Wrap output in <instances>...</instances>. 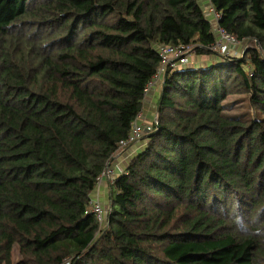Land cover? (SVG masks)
Instances as JSON below:
<instances>
[{
    "label": "trees",
    "instance_id": "obj_1",
    "mask_svg": "<svg viewBox=\"0 0 264 264\" xmlns=\"http://www.w3.org/2000/svg\"><path fill=\"white\" fill-rule=\"evenodd\" d=\"M207 5L244 53L168 68L120 153L158 47L210 55ZM0 264H264V0H0Z\"/></svg>",
    "mask_w": 264,
    "mask_h": 264
},
{
    "label": "built area",
    "instance_id": "obj_2",
    "mask_svg": "<svg viewBox=\"0 0 264 264\" xmlns=\"http://www.w3.org/2000/svg\"><path fill=\"white\" fill-rule=\"evenodd\" d=\"M205 12L207 15L212 17V21L214 22V31L216 34L215 42L208 47L207 49L210 51V54L215 57L216 61H226L229 58L235 57L233 52L237 47L241 45L240 42L236 40L233 36L229 33L224 31L222 28L218 27L217 23L221 19V16L218 12H216L210 5H207L205 8ZM245 51V46L243 47L242 53ZM158 56L160 58V68L158 72L153 76L152 80L147 83L145 88V99L150 95V93L154 90L157 82L162 80L163 75L165 74L166 70L169 68L170 70H178L189 66L191 68L197 67L199 65V60H189L191 54L193 53L190 46H179V47H172V46H159L158 47ZM203 62V61H201ZM208 63L211 61L208 60ZM137 121L133 124L131 133L128 135L127 140L120 142V149L122 150L120 153L124 151H128L131 146L139 143L141 138L146 135H149L155 132V127L158 125L157 115L150 118L148 121L142 117L140 113L136 119ZM117 154L116 157L120 155ZM121 171V169L119 168ZM113 170L109 167H106L105 172L103 173V177L109 182L112 179ZM91 212L94 213L96 219L100 224L103 223L104 218L108 213V209L103 208L100 202L96 200H92L90 202Z\"/></svg>",
    "mask_w": 264,
    "mask_h": 264
},
{
    "label": "crops",
    "instance_id": "obj_3",
    "mask_svg": "<svg viewBox=\"0 0 264 264\" xmlns=\"http://www.w3.org/2000/svg\"><path fill=\"white\" fill-rule=\"evenodd\" d=\"M208 61V60H207ZM206 60H204L203 62L200 63L201 64H208ZM163 79V78H162ZM161 85H162V80H159L154 88V90L150 93V95L146 98L145 100V104L147 105L148 109L149 107L155 102V97L158 94H160L161 91ZM144 113L146 115V119L147 115L149 117L150 112L148 110H144ZM144 118V117H143ZM131 153H133V151H131ZM125 160V159H124ZM113 162V163H112ZM112 165H111V169L113 170L114 174L115 172H117L119 170V168H122V165L124 163L123 160H119L118 157L114 156V159L112 160ZM117 176V175H116ZM106 180V179H105ZM107 181V180H106ZM106 181H102L101 183L98 184L96 192L92 195V197L94 199H97L100 203L102 202L101 200L105 197V195H107L109 193V184H107Z\"/></svg>",
    "mask_w": 264,
    "mask_h": 264
},
{
    "label": "rangeland",
    "instance_id": "obj_4",
    "mask_svg": "<svg viewBox=\"0 0 264 264\" xmlns=\"http://www.w3.org/2000/svg\"><path fill=\"white\" fill-rule=\"evenodd\" d=\"M245 48H246V46H245ZM241 54H242V48H240V47L236 51L233 52V55L234 56H239ZM189 60H192V61L199 60V64L201 63V61H204V60H206V61L207 60H210L211 63L212 62L213 63L218 62V61L215 60V57H213L211 54L210 55H196V54L192 53L191 56H190V58H189ZM201 66H204V64H202ZM157 94H158V92H157ZM158 96L159 95H156V99L158 98ZM233 98H235V97L234 96L228 97L227 100H226V102H231L233 100ZM156 99H155V102H154L153 106L151 105L149 107V109H148V107H147L146 104L144 106L145 107V110H148L150 112L149 119L152 118V117H154L157 114V112H156ZM239 106H240L239 109L241 107H243L242 112H244V111H246V106H248V104H245V105L242 104V105H239ZM233 108L236 109L238 107L237 106H233ZM249 112H251V114H252V110L251 109H250ZM142 117H144V119H145V120H143L144 122L147 121L145 113L142 114ZM106 197L107 196L105 195V197L101 201H103L102 203H103L104 206L109 207L110 204H109L108 198H106Z\"/></svg>",
    "mask_w": 264,
    "mask_h": 264
},
{
    "label": "water",
    "instance_id": "obj_5",
    "mask_svg": "<svg viewBox=\"0 0 264 264\" xmlns=\"http://www.w3.org/2000/svg\"><path fill=\"white\" fill-rule=\"evenodd\" d=\"M163 83H162V87H161V92H160V95H162V92H163ZM159 95V99L161 98V96ZM114 158H112V160H113ZM112 160H111V162H112ZM111 162L106 166V167H109V165L111 164Z\"/></svg>",
    "mask_w": 264,
    "mask_h": 264
}]
</instances>
